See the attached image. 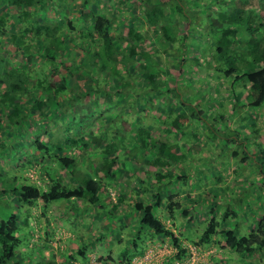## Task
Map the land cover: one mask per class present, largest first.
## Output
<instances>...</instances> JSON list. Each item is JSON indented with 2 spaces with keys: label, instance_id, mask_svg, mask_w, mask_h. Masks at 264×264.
Here are the masks:
<instances>
[{
  "label": "trees",
  "instance_id": "obj_1",
  "mask_svg": "<svg viewBox=\"0 0 264 264\" xmlns=\"http://www.w3.org/2000/svg\"><path fill=\"white\" fill-rule=\"evenodd\" d=\"M96 1L83 0L76 12L67 0H0V123L11 136L0 140V150L5 155L15 151L23 139L18 134L23 135L26 125L34 130L49 126L45 136L51 133L46 136L49 144L34 140L40 158L34 153L30 160L19 158L16 163L28 164L27 172L33 166L36 179L26 172L30 183L0 188V201L17 199L13 209L0 216V264H71L75 260L89 264L90 244L73 252L64 250L59 260L54 253L63 249L44 255L51 245L40 234L30 241L32 252L27 251L31 260L32 256L39 259L22 260L19 231L33 212L38 215L28 224V233L33 225L39 226L40 218L62 217L70 210L75 216L89 210L109 218L138 214L130 239L132 250L118 251L120 259L102 256L101 263L109 259L110 264H133L136 255H143L147 241L157 237L167 238L175 249L162 264L190 256L184 241L196 248L217 247L215 261L228 251L243 257L264 249V207L254 218L253 228L241 232L238 210L230 203L219 213V204L213 200L218 192L211 201L199 195L192 199L189 192L190 204L178 201L179 192H169L181 183L201 190L202 175L213 164L201 161L194 168L186 167V161L187 156L203 151L204 143L223 155L230 149L236 173L238 168L254 166L251 161H260L261 183L256 187L264 189V5L259 7L256 0H224L225 6L217 10L213 5L214 11L204 15L212 45L200 55H191L187 43L191 20L166 21L186 10L183 0H121L128 13L115 8V15L99 11ZM250 6L258 11L245 8ZM9 49L19 52L18 57H9ZM193 83L202 86L196 94L189 92ZM207 85L212 88L209 92ZM111 90L116 94L112 105L118 111L111 113L108 108L106 127L80 134L77 115L87 118L90 104ZM222 91L225 96H214ZM206 92L207 99H200ZM50 114L71 116V123L53 131ZM154 129L161 135L152 133ZM128 144L135 148L136 158L127 153ZM123 171L138 180V187L129 188L128 193L112 188ZM220 177L218 171L215 178ZM240 192L234 199L236 206L247 204L253 210L254 203ZM59 200L64 202L57 214L59 204L52 202ZM197 205L210 208L199 228L195 221L205 209L194 211ZM123 229L125 224L118 227L119 232ZM41 242L46 247L36 251L35 245Z\"/></svg>",
  "mask_w": 264,
  "mask_h": 264
},
{
  "label": "rangeland",
  "instance_id": "obj_2",
  "mask_svg": "<svg viewBox=\"0 0 264 264\" xmlns=\"http://www.w3.org/2000/svg\"><path fill=\"white\" fill-rule=\"evenodd\" d=\"M120 1L121 0H99L98 2L97 1L94 2V4L96 3V5H98L99 11L101 10L105 11L110 15H115L116 12L115 8L121 9L120 11L122 14L123 13L127 14L128 12L125 9L126 3L125 2L120 3ZM217 1L219 2L218 4H216V0H183L182 2L186 10L184 9L183 12L181 11V13H174L169 17L170 19L167 18L166 20V21L173 20L174 22L184 21V19L187 18L191 20V26L188 29L190 30L189 32L190 34L188 35V42H187L189 45L188 51L190 50L191 55L194 54L200 55L201 52H204L205 49H208L212 45V39L209 38L207 34L209 24L207 23V19L204 15H206L208 11L209 12L214 11L212 10L213 5L217 10V8H219L222 5L225 6V4L231 0H226L225 4L223 3L224 0H217ZM82 2L83 0H67L68 4L70 5L73 4L75 6L74 10H76V12L81 7ZM240 2L241 4H244L243 1ZM256 2L259 7L261 5H264V0H256ZM254 6H256V8L258 7L257 5ZM245 8H248L251 11L253 10V12L258 11L253 6L245 7ZM66 9H70V7L66 6ZM214 13L215 12H213V18L215 17ZM6 53H8V56L12 57L13 59L17 58L19 54V52L14 51V49H9V51H7ZM22 60H24L23 61L24 63L27 62L24 57L22 58ZM27 64L30 65L31 63H27ZM25 69L28 70L27 67ZM33 69L38 70L37 72H42L38 69L37 66H34ZM198 75L203 76V72L198 71ZM210 80L213 81V83H215L214 79H210ZM189 81H191V79ZM113 84L116 86L118 84L117 80H113ZM224 87L226 88V86ZM201 88H202L201 85L198 84L196 85L195 83H193L189 89V92L190 94L191 93L196 94V92H199ZM210 89L212 88H210V86L207 85L205 91L209 92ZM207 92L204 93L205 95H202L200 99H204V100L207 99L206 96ZM211 92L213 93L214 91ZM201 93L203 94V92ZM225 95H226L225 91H222L220 95L214 94V96L217 98H219V96L223 97ZM115 98H116V94L114 93L113 90L105 94L101 93L96 99V102H92L90 104L89 109L92 110L91 115H88L87 118L83 119L78 114L77 119L81 121V125H80L81 129L79 130V133L80 134L86 133L91 128L95 130L98 127L99 128L102 126L106 127V124L108 123L110 118L109 115H111L107 111L108 108L112 109L111 113L117 112L119 109V107L112 105L113 101H115ZM228 105L230 107V103ZM255 110L256 111L254 112H257V109ZM50 116L52 117L51 118L52 125L54 122V125L52 126L53 131L55 129L63 128L69 123H71V118H72L71 116H66V115L59 116L53 114H50ZM228 121L230 123L233 122V118H229ZM72 122L74 121L72 120ZM26 126L22 128L24 131L23 135H21V133L18 134L23 139L20 142L21 145L17 147L15 151L13 150L12 153L10 154L8 153L7 155H5V152L0 150V188L7 186L13 187L16 185H20L21 182L30 183L31 181L30 178L28 179L26 178V172H27L26 169L28 168V164L26 165L25 163L22 162L18 166H16V163L19 162L18 161L19 158H23V160L25 161V159L29 157L28 159L30 160L32 157L31 155L34 153H36L38 158L41 157L40 156L41 152L37 150L35 147V142H34L35 138L43 139L46 144H49L46 141V136L49 137V134L51 135V133H48L45 136V131H44V129H47V127L49 126L47 127L41 126V128H38L36 130H34V126L32 125H29L28 128ZM15 129H19V128L16 127ZM152 133H155L157 136L161 135L159 132L157 134V130L155 129L152 131ZM261 133L262 132L260 131V134ZM9 137L11 136L1 129V123H0V140H8ZM261 143H262L261 146L264 148V141H261ZM126 148H127V153L131 152V155L129 154L130 156H132L131 159L136 158L135 151H133L135 149L133 145L128 144ZM229 151L230 149H228V151H224L226 153L224 155L219 154L220 151L217 150V148L213 147L209 149V147L206 146V143H204L203 151L195 155H190L189 158L187 156L188 160L186 161L187 163L186 167L194 166V168L199 167L201 161L203 162L208 161L210 164H213V166L208 167V169H206L202 175L204 180L202 182L201 190L194 191L189 186H185L184 184L181 183V185L179 184L177 186L170 187L169 192L170 193L179 192L180 197L178 198V201L182 202L183 204H190V200L187 199L188 195L190 194L189 192H192L193 194L192 199H196V196L199 195L205 197L206 200L209 199L210 201L212 199L211 197H213L212 194L218 192L219 195H217V197H213V200L217 201V203L219 204L218 205L219 213L226 207V205H228L227 203H230L234 209L238 210V219L236 221H238L240 225L241 232H248L254 226L253 224L254 218L260 216V212L261 210H263L264 207V193H263L264 189L259 188L258 186L256 187L257 183L258 184L261 183L260 177L258 176L261 162L257 161V163H255V161H251L252 162L251 164L252 165L255 164V165L248 167L249 173H247L248 168L245 170L244 169L241 170L240 168H238V171L236 173L234 172V170L236 169L237 164L235 163L231 155L228 153ZM252 151L253 150H250L249 148V152ZM48 152H49V156L52 157L51 155L53 154V147H51L50 145ZM42 154H44V151L42 152ZM34 169L35 168L31 166L27 172V176L28 177L31 176L34 179H36L37 176L33 175ZM211 171H213V174ZM218 171L221 172V177L215 178ZM114 187L116 188V190H118L119 193L122 192L128 193V191L130 190L129 188L136 189L138 187V180L131 179V177L128 176V172L123 171L118 177V180L115 183H113L112 188ZM240 190L242 192L244 191L241 195L245 197H249L248 198L249 202L254 203L253 210L252 209L249 210L248 209L249 206L247 204L236 206V204L234 203L235 197H237L241 193ZM113 191L112 193H114ZM11 199L12 200L7 201L1 198L0 216H2V214H6L7 212L6 209L7 210L13 209L12 206L17 204L16 198L12 197ZM131 200L132 198L129 197L128 195L127 201H131ZM63 202H64L63 200L52 202L53 205L59 204L58 206H56L55 213L58 214L61 212V210L63 209V205H61V203ZM4 205H5L4 207L5 209L3 208ZM191 206L192 205H190V207ZM202 207L203 205H197V208L195 207L194 211ZM204 209L205 210H203L201 214L197 216V219L195 221L196 222L195 226H198V228L201 227L202 225L203 217H206L207 215L209 217L210 215L209 214L210 208L206 207ZM120 212L122 211L119 210L117 214H120ZM73 213H74L73 210H70V212L64 213L62 217L60 215L57 217L54 215L53 218H48L49 220H45L48 222H52L53 228L55 229L53 230L52 239H50L51 237L49 238L42 236V228H40V226H36V229L35 226L31 227L28 233L27 228H29V226L27 224L24 225L22 231L21 229L19 231V236L21 239L19 246V249H21L20 251L21 253L19 254V256L21 255L22 260L26 258V261H31V263H33L34 260L39 259V257L32 256L33 260H30L27 254V251H29L30 249L29 244H30V240L32 241L31 238L33 237L32 233L34 230L36 231V233H38V236L39 234L41 235L40 237L43 239V241H48V242L50 241V245H51L50 247L52 248L53 252L59 249H63L65 246V241H68V239H72V238L76 239L75 242L77 243V246L76 247L74 246L75 248L73 247V251H75V249H77L79 246L82 245L88 246V244H90V247L88 246L89 253L87 254V256L90 259H92L94 262H97L99 259L102 258V256H106V255H110L115 259H120L118 255V251H120L121 249L129 250L131 248L130 239L133 236L132 233L136 226L135 221L138 217V214L135 215L128 213L126 218H123L121 215L119 217L117 216L116 218H109V216L107 215L101 217L97 215L95 216L91 214L92 213L91 210H89L85 214L83 213L77 216H75ZM122 219H124V221ZM167 223L172 224L168 222V220ZM31 224H33V222ZM123 224L126 225V229H123L121 232H119L118 227ZM232 224L234 225V222ZM19 226L21 227V223H19ZM80 227H82L83 229ZM181 231H183V229H181ZM74 232L80 234L77 235ZM176 233H178L177 230ZM78 237L80 239H78ZM161 239H163V237H157L156 241L154 242L147 241V246L145 248L143 255H136L132 260L133 264H162L164 259L170 257L173 253H175V249L170 244L168 239L164 238L166 239L165 241H161ZM38 244L40 251L42 250V248L46 247L44 243H38ZM184 244L187 247H189L190 256L184 258L181 262H175V264H264V249H262L261 251L255 254L249 256H243V257L234 254L232 251H228L227 254L223 255L222 257L220 256L219 258L218 256V259H216L217 261H215L212 259V256H214V254L216 255V251L218 250L217 247L203 249L200 247L196 248L189 242L184 241ZM54 246H56L55 249H53ZM35 248L37 251L38 247L35 246ZM44 255H49V254H46L44 251ZM62 255L63 254L59 253V251L58 252L56 251L54 253V256L59 260L62 259L63 257ZM109 261L110 260L108 259V261L106 260L102 263H98V262L97 263L110 264ZM71 264H85V263L75 260L72 261Z\"/></svg>",
  "mask_w": 264,
  "mask_h": 264
},
{
  "label": "crops",
  "instance_id": "obj_3",
  "mask_svg": "<svg viewBox=\"0 0 264 264\" xmlns=\"http://www.w3.org/2000/svg\"><path fill=\"white\" fill-rule=\"evenodd\" d=\"M23 212H24V210H22ZM25 213H26V211H25ZM33 214V216L31 215V216H29L28 217V224L33 220V217H34V219H35V216H37L38 215V213L37 214H35V212H33L32 213ZM40 214H41V212H40ZM43 215V214H42ZM36 221H38V219L36 218ZM27 224V225H28ZM51 224V225H50ZM38 225L40 226V228H42V236H44V237H51L50 239H52V237H53V230H55L54 228H53V224H52V222H46L45 220H43V218H40V222H38ZM80 228H82V227H80ZM28 229V228H27ZM83 229V228H82ZM28 231V230H27ZM75 233V232H74ZM75 234H77V235H79L80 233H75ZM32 239V238H31ZM78 239H80L79 237H78ZM75 240L76 239H74V238H72V239H68V241H65V246H64V248H63V250L61 251V252H59V253H61L62 254V252L65 250V251H68V250H70L71 252H73V247L75 246H77V243L75 242ZM164 240V238L163 239H161V241H163ZM31 241V240H30ZM155 241H156V239H155ZM158 241H160V240H158ZM47 242V241H46ZM154 242V241H153ZM42 243V242H41ZM31 244V243H30ZM30 244H29V248L31 247L30 246ZM71 245H73V246H71ZM36 247H39L38 245H35ZM74 247V248H75ZM32 252V248L31 249H29V253H31ZM29 256V258H30V260H31V256L30 255H28ZM24 260H26V258L24 259ZM34 262H35V260H34Z\"/></svg>",
  "mask_w": 264,
  "mask_h": 264
},
{
  "label": "built area",
  "instance_id": "obj_4",
  "mask_svg": "<svg viewBox=\"0 0 264 264\" xmlns=\"http://www.w3.org/2000/svg\"><path fill=\"white\" fill-rule=\"evenodd\" d=\"M34 224V223H33ZM33 224H31V225H33ZM33 227H34V225H33ZM35 229H36V226H35ZM33 238H32V241L33 240H35L37 237H38V233H36V231L34 230L33 231ZM55 248H56V246H54ZM50 250H52V248H49V250L47 249L46 251H45V253L46 254H48V253H50L51 251ZM48 252V253H47ZM98 263H101V262H99V261H97ZM97 262H94L92 259H89V264H98Z\"/></svg>",
  "mask_w": 264,
  "mask_h": 264
}]
</instances>
